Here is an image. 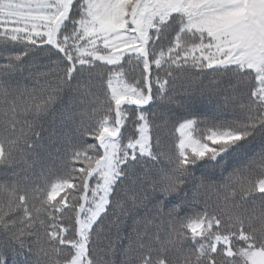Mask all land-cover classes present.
I'll use <instances>...</instances> for the list:
<instances>
[{
  "label": "snow or ice",
  "instance_id": "6c2138e0",
  "mask_svg": "<svg viewBox=\"0 0 264 264\" xmlns=\"http://www.w3.org/2000/svg\"><path fill=\"white\" fill-rule=\"evenodd\" d=\"M0 264H264V0H0Z\"/></svg>",
  "mask_w": 264,
  "mask_h": 264
}]
</instances>
